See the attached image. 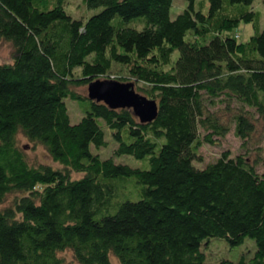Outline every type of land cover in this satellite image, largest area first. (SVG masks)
<instances>
[{
	"label": "trees",
	"instance_id": "trees-1",
	"mask_svg": "<svg viewBox=\"0 0 264 264\" xmlns=\"http://www.w3.org/2000/svg\"><path fill=\"white\" fill-rule=\"evenodd\" d=\"M64 1L0 0V39L13 48L0 60V264H71L64 249L80 264H113L111 255L116 264H205L198 246L216 235L229 244L250 236L255 248L212 264H264V168L226 150L201 167L192 161L201 142L231 126L244 140L254 113L264 118V27L252 0H207L205 9L188 0L173 17L172 0H83L101 5L87 17ZM134 16L143 23H124ZM239 20L252 22L244 40L229 32ZM105 76L134 80L158 101L157 115L142 121L76 88ZM66 96L83 104L77 121ZM99 116L113 152L147 166L91 151L106 142ZM20 135L54 164L31 163Z\"/></svg>",
	"mask_w": 264,
	"mask_h": 264
},
{
	"label": "rangeland",
	"instance_id": "rangeland-1",
	"mask_svg": "<svg viewBox=\"0 0 264 264\" xmlns=\"http://www.w3.org/2000/svg\"><path fill=\"white\" fill-rule=\"evenodd\" d=\"M169 12L171 16H175L178 12L187 5L188 0H172ZM201 6V9H205L207 6V0H194V6ZM64 6L73 16H84L87 17L93 11L100 9V6L87 7L83 0H65ZM251 8H254L259 12V27H264V5L262 0H252L250 3ZM115 19H120V15L116 14ZM142 21L141 17L129 18L124 21L125 24L134 25L138 21ZM143 23V21H142ZM137 25V24H136ZM139 24L138 26H141ZM252 22L250 20H239L229 32H234L237 40H244L253 32ZM13 48L11 42L6 39H0V60L11 59L13 56ZM177 53V50L173 53V56ZM112 72L119 73L120 71L116 69V65L113 66ZM122 72V71H121ZM124 72V71H123ZM136 86V85H135ZM76 88L82 93L87 92V83L77 85ZM65 103L67 105L68 115H70V120L77 121L81 118L84 110L83 104L70 96H66ZM228 114V109H225L224 115ZM99 123L104 130V141L103 145L97 147L94 144L90 146L91 151H94L100 155V157H111L113 161L117 162H127L132 166H147L148 161L145 158L134 157L130 153L117 154L113 152L114 147L117 145L112 137V130L107 126L108 124L103 119V117H98ZM252 122L254 124L253 130L242 140L240 137L233 133L232 126L225 132L222 137H216L212 143L201 142L198 146L197 153L199 154V160L193 159V163L201 167L203 164L209 161H213L215 157L223 150H226L229 155H234L236 153L243 154V156L248 157L250 161H255L254 165L257 170H262L264 168V118L254 113L252 116ZM18 142L24 146L26 156L31 163H37L38 161L54 164L51 156L47 154L44 146L42 144L30 145L27 139L22 135L19 136ZM76 175V173H72ZM11 197L9 195L7 200ZM5 202V204H6ZM203 253L204 263H216L220 258H230L237 259L239 256H244L245 258L250 257L255 245L252 237L244 236L241 241L236 244H229L221 236H209L207 239L202 241L198 246ZM64 260H68L71 264H80L73 259L72 253L69 249H64L60 252ZM111 262L116 264L113 255L110 256Z\"/></svg>",
	"mask_w": 264,
	"mask_h": 264
},
{
	"label": "water",
	"instance_id": "water-1",
	"mask_svg": "<svg viewBox=\"0 0 264 264\" xmlns=\"http://www.w3.org/2000/svg\"><path fill=\"white\" fill-rule=\"evenodd\" d=\"M87 93L89 97L102 100L111 107L130 106L142 121H149L158 113L156 98L136 90L132 79L95 77L89 80Z\"/></svg>",
	"mask_w": 264,
	"mask_h": 264
},
{
	"label": "bare ground",
	"instance_id": "bare-ground-1",
	"mask_svg": "<svg viewBox=\"0 0 264 264\" xmlns=\"http://www.w3.org/2000/svg\"><path fill=\"white\" fill-rule=\"evenodd\" d=\"M88 84V83H87Z\"/></svg>",
	"mask_w": 264,
	"mask_h": 264
}]
</instances>
